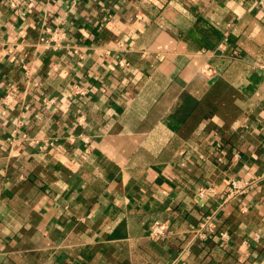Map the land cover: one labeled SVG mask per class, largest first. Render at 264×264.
Segmentation results:
<instances>
[{
  "label": "crops",
  "instance_id": "obj_1",
  "mask_svg": "<svg viewBox=\"0 0 264 264\" xmlns=\"http://www.w3.org/2000/svg\"><path fill=\"white\" fill-rule=\"evenodd\" d=\"M16 2L0 0V264H264V179L228 196L264 168V0Z\"/></svg>",
  "mask_w": 264,
  "mask_h": 264
},
{
  "label": "built area",
  "instance_id": "obj_2",
  "mask_svg": "<svg viewBox=\"0 0 264 264\" xmlns=\"http://www.w3.org/2000/svg\"><path fill=\"white\" fill-rule=\"evenodd\" d=\"M17 0H8V5L11 8H14L16 6ZM137 19L140 18L139 15L135 16ZM67 35L66 31L64 28L60 26H48L45 25L43 26V34L39 36V41L45 46V48H49L53 51H57L65 47L64 41L66 40ZM219 47L222 49L223 44L220 43ZM71 52L73 54H79L78 47L73 46L71 47ZM79 57L82 58V55L79 54ZM119 65L125 66L127 65V62L124 59H120L118 61ZM22 70L25 74H29L30 72V67L23 63L22 64ZM200 72L204 75L210 76L213 74L214 69L208 65L204 64L200 68ZM70 90L73 95L75 96H81V97H87L88 95V90L86 89L85 86L79 85V84H72L70 86ZM11 96V92H8L4 97L8 98ZM53 101V98L50 99L48 102ZM85 121V115L81 112L77 113L75 116V123L76 125H81ZM73 138H80L81 144H82V152L88 153L89 151V138L87 135L84 134H75V133H70L68 134L67 139L73 140ZM37 143V141H35ZM45 144L47 146L51 147H62L63 143L56 138H49ZM234 157H239L238 153L234 154ZM264 179V168L261 170L260 173L256 174L255 176H252L250 178H245V177H233L230 179V191L228 196L233 197V196H239L244 193H246L250 188H252L254 185H256L259 181ZM196 195L199 198H206L210 195L215 194L213 186L206 184V185H201L196 189ZM244 209V206H241V210ZM213 213H209L206 216H204L198 223L197 227L192 231L193 235L195 237L203 238L208 235L210 232H214V223H213ZM167 231V226L165 222L160 221V220H153L150 222L147 230V235L150 238H158L160 236H163ZM217 236L222 242H226L229 238V234L226 230H220L217 232ZM170 264H184L179 262L178 260H175L171 262Z\"/></svg>",
  "mask_w": 264,
  "mask_h": 264
}]
</instances>
